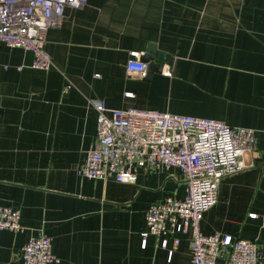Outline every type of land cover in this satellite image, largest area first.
I'll list each match as a JSON object with an SVG mask.
<instances>
[{
    "label": "crops",
    "instance_id": "obj_1",
    "mask_svg": "<svg viewBox=\"0 0 264 264\" xmlns=\"http://www.w3.org/2000/svg\"><path fill=\"white\" fill-rule=\"evenodd\" d=\"M150 45L155 58L166 53L162 72L129 73ZM46 46L47 71L33 68L32 51L0 41V206L23 226L2 232L0 264H21L40 232L56 264H191L190 234L174 235L171 260L174 236L168 250L153 235L143 246L150 206L186 196L178 172L139 171L128 184L78 175L97 144L92 100L256 130L251 166L222 179L201 229L255 241L264 264V0H89L66 10Z\"/></svg>",
    "mask_w": 264,
    "mask_h": 264
},
{
    "label": "built area",
    "instance_id": "obj_2",
    "mask_svg": "<svg viewBox=\"0 0 264 264\" xmlns=\"http://www.w3.org/2000/svg\"><path fill=\"white\" fill-rule=\"evenodd\" d=\"M88 1L0 0V41L32 51L33 68L50 70L48 32L62 26L67 9H83ZM135 58L129 60L128 72L147 77V65ZM91 104L98 112L97 144L78 168V175L90 180L113 177L128 184L137 181L139 171L151 174L165 169L178 172L186 185L185 198L168 196L150 206L147 230L142 234L144 247L150 235L163 238L161 246L168 250V236L190 234L191 264H218L219 260L224 264H263L255 241L206 235L201 229L205 214L218 201L222 179L251 166L245 158L257 146L256 130L193 116L110 108L101 100ZM22 229L20 212L0 206V237L6 230ZM180 242L174 236L173 248L168 250L170 260ZM58 262L52 239L44 232L31 237L23 248L21 264Z\"/></svg>",
    "mask_w": 264,
    "mask_h": 264
},
{
    "label": "water",
    "instance_id": "obj_3",
    "mask_svg": "<svg viewBox=\"0 0 264 264\" xmlns=\"http://www.w3.org/2000/svg\"><path fill=\"white\" fill-rule=\"evenodd\" d=\"M156 55V46L150 45L148 47L147 52L142 58L143 63L147 65V71H148V78L155 72H162V65L159 63H162L166 60V53L160 52L158 55V58H155ZM2 108L0 107V121L2 119Z\"/></svg>",
    "mask_w": 264,
    "mask_h": 264
}]
</instances>
